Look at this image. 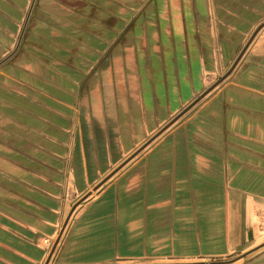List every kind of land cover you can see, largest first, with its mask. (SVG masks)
Here are the masks:
<instances>
[{
    "label": "crops",
    "instance_id": "obj_1",
    "mask_svg": "<svg viewBox=\"0 0 264 264\" xmlns=\"http://www.w3.org/2000/svg\"><path fill=\"white\" fill-rule=\"evenodd\" d=\"M0 264H264V0H0Z\"/></svg>",
    "mask_w": 264,
    "mask_h": 264
},
{
    "label": "water",
    "instance_id": "obj_2",
    "mask_svg": "<svg viewBox=\"0 0 264 264\" xmlns=\"http://www.w3.org/2000/svg\"><path fill=\"white\" fill-rule=\"evenodd\" d=\"M206 95V94H205ZM205 95L204 96H202V97H205ZM201 99H198V100H196L185 112H183L180 116H178L177 118H176V120L177 119H179L183 114H185L191 107H193V106H195L199 101H200ZM113 175H111V176H109L108 178H106V180H104L100 185H98L96 188H95V191H97V190H99L101 187H102V185L103 184H105L111 177H112ZM86 199V198H85Z\"/></svg>",
    "mask_w": 264,
    "mask_h": 264
},
{
    "label": "built area",
    "instance_id": "obj_3",
    "mask_svg": "<svg viewBox=\"0 0 264 264\" xmlns=\"http://www.w3.org/2000/svg\"><path fill=\"white\" fill-rule=\"evenodd\" d=\"M46 243H47L48 245H51V242H50V241H46Z\"/></svg>",
    "mask_w": 264,
    "mask_h": 264
}]
</instances>
